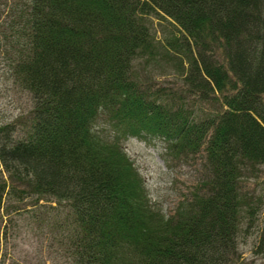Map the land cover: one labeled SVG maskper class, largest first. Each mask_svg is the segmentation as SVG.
<instances>
[{
    "label": "trees",
    "instance_id": "16d2710c",
    "mask_svg": "<svg viewBox=\"0 0 264 264\" xmlns=\"http://www.w3.org/2000/svg\"><path fill=\"white\" fill-rule=\"evenodd\" d=\"M159 11L174 83L134 67L158 52ZM1 48L31 105L0 122V236L45 227L60 264L241 262V220L264 204V0H0ZM120 136L160 138L201 177L161 210Z\"/></svg>",
    "mask_w": 264,
    "mask_h": 264
},
{
    "label": "rangeland",
    "instance_id": "374dc122",
    "mask_svg": "<svg viewBox=\"0 0 264 264\" xmlns=\"http://www.w3.org/2000/svg\"><path fill=\"white\" fill-rule=\"evenodd\" d=\"M151 34L158 44V52L152 56L134 59V67L141 76L150 77L157 83H174L180 77L181 68L161 48L167 36L177 33L172 20L162 12L148 15ZM9 51L0 49V122L10 121L23 115L31 105L28 92L20 88L9 71ZM112 133L108 125H103ZM119 143L140 174L150 202L163 211H168L182 197L188 196L202 171L196 158L185 161L169 152L165 142L158 137L140 139L120 136ZM251 181L247 186H252ZM263 185L255 191L263 192ZM255 225L249 226L246 218L240 223L237 248L241 256L239 264H264V252H256L255 245L259 229L264 225V204L255 214ZM18 219L17 224L0 236V264H60L63 253L56 236L45 227L26 223Z\"/></svg>",
    "mask_w": 264,
    "mask_h": 264
}]
</instances>
